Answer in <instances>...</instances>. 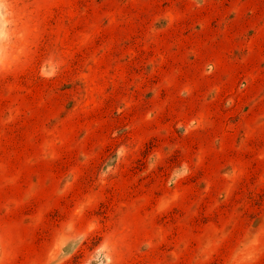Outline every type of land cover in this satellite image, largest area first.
Masks as SVG:
<instances>
[{"label": "rangeland", "instance_id": "obj_1", "mask_svg": "<svg viewBox=\"0 0 264 264\" xmlns=\"http://www.w3.org/2000/svg\"><path fill=\"white\" fill-rule=\"evenodd\" d=\"M0 264H264V0H0Z\"/></svg>", "mask_w": 264, "mask_h": 264}]
</instances>
